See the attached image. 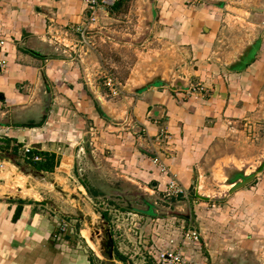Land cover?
I'll return each instance as SVG.
<instances>
[{
	"label": "crops",
	"instance_id": "1",
	"mask_svg": "<svg viewBox=\"0 0 264 264\" xmlns=\"http://www.w3.org/2000/svg\"><path fill=\"white\" fill-rule=\"evenodd\" d=\"M113 3L99 23L105 18L137 19L148 34L188 54L190 72L173 82L159 77L168 85L145 80L109 98L107 87L95 83L93 72H81L67 53L83 49L77 31L85 19L83 0H0V36L5 41L0 59L6 61L0 68V138L1 146L9 144L4 148L8 159L42 175L70 170L76 152L83 150L80 143L88 140L86 153L96 179L125 181L145 194L163 195L167 178L153 162L159 157L184 190L177 206L182 209L188 203L200 234V225L204 227L200 254L187 246V258L198 264H230L232 252L248 245L255 258H264V172L222 201L200 199L198 191L188 196L200 162L226 128L239 119L264 120V0H201L196 6L186 0ZM231 13L247 20L257 33L247 43L256 42L252 58L236 68L230 67L238 57L224 61L215 48L221 21ZM199 85L206 96L190 89ZM28 144L32 152L54 154L53 168L36 170L26 162L23 147ZM5 175L11 187L23 191L24 176L13 165H7ZM0 198V264H90L89 254L64 257L67 235L59 243L52 241L56 215L48 218L38 211H46L47 199L7 192ZM184 216L189 214L147 217L144 224L136 221L135 229L147 226L151 232L153 226L154 243L165 246L175 217Z\"/></svg>",
	"mask_w": 264,
	"mask_h": 264
},
{
	"label": "rangeland",
	"instance_id": "2",
	"mask_svg": "<svg viewBox=\"0 0 264 264\" xmlns=\"http://www.w3.org/2000/svg\"><path fill=\"white\" fill-rule=\"evenodd\" d=\"M224 19L221 21L222 33L220 31L215 48L218 51V57L232 62L249 45L247 43L251 42L250 38L254 39L257 33L247 20L233 13L224 15ZM107 27L111 28L109 32ZM251 30L254 31L253 36L245 38L246 34L250 35ZM147 31L145 25L135 18L130 20L105 18L102 23L88 31L86 35L88 43L82 50L78 51L75 48L74 51L67 53L69 58L81 67V72L84 69L87 72H93V79L97 84L103 85L105 77L111 74L120 89L117 96L155 76L169 82L185 77L190 72V69L186 67L190 59L188 54L176 51L168 40L157 39ZM144 40L145 44L140 45V42ZM108 94H110L109 98L115 97L110 92ZM230 126L226 128L219 141L214 142L200 162L198 179H194L192 187L188 190L190 198L194 191H198L199 185L201 188L198 193L203 196L222 197L227 194L232 186L225 189L224 183L216 181L214 177L219 171L227 176L230 173H240L245 176L255 174L252 181L256 176L261 177L260 172L255 173V171L264 161L263 118L239 119ZM3 133H0V136ZM1 140L0 138V145H2ZM79 146H82L83 150L79 149V153L76 152L70 170L64 168L43 175L37 174L31 167L19 163L18 160L8 159L11 156L0 149V169L2 170L0 171V195L7 192L26 198L47 199L46 211H43L42 207H39L38 211L47 215L48 218L56 215L54 219L57 226L64 224L63 233L69 239V250L64 248L63 252L66 259L76 258L79 254H89L90 264H122L107 260L101 250L100 242L107 228L117 241L118 249L115 247L114 253L116 249L124 254L129 262L142 264L143 261L150 260L144 245L152 243L150 237L154 235V228L152 226L151 232L147 226L146 230L144 228L140 230L144 238L139 244L140 231L138 228H132L131 222L139 221L144 224L147 217L180 213L189 214L194 224L199 225V220L194 221L193 210L188 203H179L185 204L180 209L176 203L177 199L145 194L140 188L125 181L107 182L104 178L96 179L86 153L90 147L89 141L84 140ZM71 163L69 160V165ZM7 165H13L15 170L24 176L23 186L27 185L30 190L24 191L23 187V191H20L9 185L5 175ZM226 179L225 177V183L228 184ZM181 200L186 199L181 198ZM148 208L152 211L151 213L141 212ZM103 210L108 213L107 219L100 214ZM200 226L202 234L204 227L203 224ZM96 230L99 235L96 234ZM207 232L206 230L204 234ZM206 242H208L207 239ZM250 248L252 247L248 245L240 250H234L232 252L234 256L228 262L230 264H237V261L238 264H264V258H255L254 250Z\"/></svg>",
	"mask_w": 264,
	"mask_h": 264
},
{
	"label": "built area",
	"instance_id": "3",
	"mask_svg": "<svg viewBox=\"0 0 264 264\" xmlns=\"http://www.w3.org/2000/svg\"><path fill=\"white\" fill-rule=\"evenodd\" d=\"M114 0H83L85 5V19L83 24L77 28V31L80 34L79 44L84 46L88 43L87 33L93 27H96L99 24L101 14H106V7L111 5ZM201 3V0H186V4L190 6H196ZM4 39L0 36V48L4 45ZM6 61L0 59V68L5 66ZM106 76V75H105ZM104 86L107 87L109 92L117 96L120 93V89L115 81L114 77L111 74H108L104 80ZM194 92L199 94H204L206 96L207 90L202 87H192L190 88ZM3 128L0 127V131ZM31 145H25L23 147L24 155L32 153ZM41 157L34 154L32 160L38 161ZM153 162L155 163L158 171L166 176L167 180L163 188V197L167 199H178L180 196H184V190L180 185V181L177 177V174L171 170V167L164 164L159 157H154ZM264 172V167L260 173ZM189 217V216H188ZM184 217L183 219H178L175 217V223H172V226L175 229L170 232L165 246H158L154 243L153 236L151 235L150 239L152 243L150 245H144V250L149 258L154 260L157 264H198L195 259L187 258L184 254L183 248L187 246H192L196 255L200 254L201 251V234L200 229L189 217ZM132 228H135V222H131ZM60 230V233L55 235V237L61 236L64 231V224L57 226ZM140 230V228H138ZM139 232L138 234V243L141 244L144 235ZM59 243V241H57ZM142 264H146V261H143Z\"/></svg>",
	"mask_w": 264,
	"mask_h": 264
},
{
	"label": "water",
	"instance_id": "4",
	"mask_svg": "<svg viewBox=\"0 0 264 264\" xmlns=\"http://www.w3.org/2000/svg\"><path fill=\"white\" fill-rule=\"evenodd\" d=\"M255 47H256L255 41L252 44L247 45L245 49L242 51L243 54L238 55V60L232 62V66L230 68L241 67L244 63L248 62L252 58L251 56H252V53ZM146 82H147L146 84L159 83V84L168 85L167 82L160 80L159 76L152 77L150 78V81H146ZM263 166H264V161L262 165L257 168L255 173L261 172L263 169ZM254 175L255 174L245 176L240 173H230L228 176L226 175L227 183L231 185L232 187L227 191V194H225L222 197L203 196V195L198 194V192H196V194L198 195L200 199H203V200L222 201L228 194L234 192L236 189L241 188L244 185H246V183L252 181ZM96 234L99 235L98 230H96ZM100 246L107 260L113 262L114 261V241H113V237H112L110 230L107 228L105 229V233H104L103 239L100 242Z\"/></svg>",
	"mask_w": 264,
	"mask_h": 264
},
{
	"label": "trees",
	"instance_id": "5",
	"mask_svg": "<svg viewBox=\"0 0 264 264\" xmlns=\"http://www.w3.org/2000/svg\"><path fill=\"white\" fill-rule=\"evenodd\" d=\"M116 5H117V1H115L113 3L112 8L115 7ZM4 145L5 146H1L0 145V149L8 152L4 148H7L8 147L7 145H9V144H7V142H6ZM34 154H36V155H39L40 154V156L42 155L41 156V159L42 160L41 159H40V161H34V160H32V156ZM53 159H54V154H52V153H47V152H43V151H35V152L33 151L32 153H28L27 154V158H26L25 161L26 162H29L34 169H36V170H42L44 168L45 169H48V168L49 169H52L53 168V165H54ZM61 165H63V163H61ZM149 212H150V209H148L147 211H144V213H149ZM100 214H101V216L104 219H107L108 218V216H107L108 213L105 210L101 211ZM184 217H186V216H184ZM58 233H60V230L58 228H55L54 232L51 235L52 241H55V242L56 241H59V242H61L63 239H66L65 233L56 238L55 235H57ZM114 258L117 261L121 262L122 264H134L132 262H129L128 258L124 254H122L121 252H119L117 250H115ZM146 264H157V263L150 258L149 261H146Z\"/></svg>",
	"mask_w": 264,
	"mask_h": 264
},
{
	"label": "bare ground",
	"instance_id": "6",
	"mask_svg": "<svg viewBox=\"0 0 264 264\" xmlns=\"http://www.w3.org/2000/svg\"><path fill=\"white\" fill-rule=\"evenodd\" d=\"M225 177H226L225 173H223L222 171H219V172L215 175L214 178L216 179V181H218V182H220V183H224V187H225V189H227V188H229L231 185L225 183ZM200 188H201V186L199 185V187H198V191L200 190Z\"/></svg>",
	"mask_w": 264,
	"mask_h": 264
}]
</instances>
